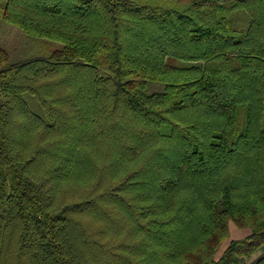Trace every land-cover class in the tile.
Returning a JSON list of instances; mask_svg holds the SVG:
<instances>
[{"label":"trees","instance_id":"trees-1","mask_svg":"<svg viewBox=\"0 0 264 264\" xmlns=\"http://www.w3.org/2000/svg\"><path fill=\"white\" fill-rule=\"evenodd\" d=\"M2 20L57 45H0V264L264 245V0H0ZM230 223L249 233L215 257Z\"/></svg>","mask_w":264,"mask_h":264},{"label":"rangeland","instance_id":"rangeland-1","mask_svg":"<svg viewBox=\"0 0 264 264\" xmlns=\"http://www.w3.org/2000/svg\"><path fill=\"white\" fill-rule=\"evenodd\" d=\"M188 0H164L169 4L182 5ZM0 45L4 46L9 51L11 60L23 59L31 56H44L57 44L56 43H44L33 42L24 33L14 25L7 23L6 21H0ZM249 233V228H237L233 224L229 225V236L223 240L218 246L215 257H218L228 241L234 238H242ZM264 255V245L260 247L252 256L248 259H242L243 264H253L254 261L260 256Z\"/></svg>","mask_w":264,"mask_h":264}]
</instances>
